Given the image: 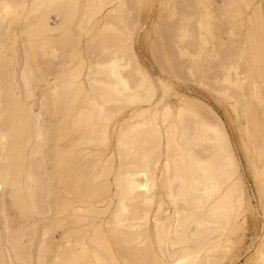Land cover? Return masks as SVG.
Returning <instances> with one entry per match:
<instances>
[{
    "label": "rangeland",
    "instance_id": "obj_1",
    "mask_svg": "<svg viewBox=\"0 0 264 264\" xmlns=\"http://www.w3.org/2000/svg\"><path fill=\"white\" fill-rule=\"evenodd\" d=\"M114 1L115 0H0V17L2 18L6 15V17L3 18L4 20L1 26L0 46H2V42L3 45L5 43L7 44L0 48L3 50L7 49V51H5V56L8 55L6 57L4 56V59L7 62L9 60V65L12 64L10 68L12 66V69L16 71L14 72L11 69L6 73L4 70L8 75L7 79L10 80V83L6 82L9 80H5V83L9 84L8 90L11 91L10 87L18 88L16 84H13L18 74L17 80L22 78V76L28 78L29 76H27V74H30L31 69H34V72H31L32 75L34 76L36 73L39 75V81L37 84H34L35 86L37 85L35 89L37 91H35L36 94L34 99L32 97L30 100H27L28 103H26V100L24 101V104H27L26 107H32V113H34L32 115H37V113L42 114L41 111H44L43 114H45L48 110L53 113L51 105L54 107L56 102H54V99L51 100L49 95L45 97V95L42 94L41 96V93H45V88L51 90L50 87H54L55 85L59 86L58 90L63 88L61 91H57L58 93H55L56 95L54 94L55 101L60 97L58 103H61H56V107H60V111L56 110L59 109V107H55L56 111L63 113L62 111L65 112L70 109L69 104L72 103L71 109H73L74 115H72L71 112V117L67 116L70 120L81 114L83 108H87V110L84 111L86 116L87 112L90 113L93 111V113L91 112L92 114H89L92 115L90 116L91 118L88 115L90 118L89 120H92L89 124L92 133L83 130L85 129L82 128L85 121L84 118L82 119L84 120L82 122L83 124H79L81 120H79L77 124H73L77 128L75 126V128L70 127L73 122L69 119L67 120L65 116H62L64 113L61 115L58 112V116H55V114L53 116L48 112L47 114H49V117L45 114V120H43V122L46 121L45 123L47 125L42 123V126H44L43 129L48 128L47 130L51 131L50 133L46 130L45 133H49L48 135L54 139L57 137V139H59L60 134L58 131L60 132V130L63 129L62 127L65 125L64 122H66V120L69 121L68 125L66 124L64 128L68 129L69 126L71 131L74 132H71V134L65 136V138L64 135H62L63 139L61 138V143L59 142L60 145L63 146L70 141L74 144V150L78 152V154L80 152L79 160L76 157L78 160L76 162L78 164L81 163L84 158L85 160L83 162H96L97 165L100 162V165L104 163L102 164L104 166H101L102 168L106 167V169L103 170L104 173L106 172V176L105 174V177L103 174H99V178L100 176L102 177V179H99L101 182L98 179H93L91 183H85L84 178L81 179V182L85 184L80 183L82 184L80 186H86V188L87 184H92L94 181L95 184L99 182L97 185L93 183L92 186H95V188H99L98 186H100L101 183V186H103V182H106V185L103 187L100 186V193L96 194L97 192H95L97 196L101 194V196H98V199L96 198L97 196L95 197L97 200L92 197L94 193L88 196L89 200L91 198L94 203L96 202V205L87 202L86 200L88 198H86L84 203L85 205L89 204V207L85 205L82 206L86 209L93 208L95 211L101 209L100 211L102 214L96 213L97 216L96 214L88 213L92 216L90 217L86 213H80L81 216H89H85V218H87V223L84 221L82 222V224L84 223L83 225L80 223L81 226H83L82 228L86 231L88 230V234L91 237L94 231L97 230L96 227H99L100 224L105 230H110V227L107 225L111 226V221H113V219H115L114 221H123L130 218V221L127 220L126 222L132 223L131 221L137 217L132 224L136 223L138 230L139 225H144L143 228L139 230L144 233L140 236L141 239H139L138 243L133 242L127 245L124 244V247H122L121 244L122 248H120V251L122 255L119 253V246L117 245L120 237H118V239L115 234L111 233L112 236L114 235L116 236L115 238L118 239L116 242L110 232H107L109 233L107 234L108 237L106 234L104 235L105 238L103 236L104 239L107 238V243L111 244L114 250L116 249L117 252L115 255L120 254L118 260L119 264H128V258H131L128 254L131 256V248L138 246L137 244H139L137 249L139 252L138 255L141 253L143 257L140 255L138 257V255H136L139 261L136 260L137 257H135L136 262L134 264H138L137 262L143 264L141 261H144V259L146 261L145 264H264V255H261L264 249V77L262 76L264 74V68L259 67L260 63L257 62V64H255L252 61L253 57H251L252 54L250 53L251 51H249L250 46H253V44L256 46L257 44L260 45V43H263L264 45V34H262L264 33V0H125L126 4L123 0L126 7L123 4L124 7H118L115 3L116 1ZM248 1L249 3H247ZM224 7L226 9H224ZM118 8H121V11L118 10ZM222 9L223 11H221ZM113 10H117L118 12ZM111 11L115 13L114 15L112 14L113 16L109 13ZM60 13L64 14L62 15L64 16V22H62L63 24L61 25L63 29L59 28L60 31L56 29L54 32L49 33L45 31L40 32V29L35 27L37 24V26L40 25L39 20L41 21L40 17H44L43 15H45V17L49 15L50 18H48V16L46 17L47 22L48 19H51V21L55 23L58 19L56 15L59 14L60 16ZM105 15L106 17L111 16L107 18L108 21L107 19L105 21ZM65 17L68 19L66 20ZM60 19L63 20L62 18ZM51 21L49 20V23L52 24ZM58 22H60V20ZM10 36L12 38H10ZM168 39L171 41L169 42ZM103 40L104 43L102 42ZM165 40H167V42ZM169 48L170 50L168 51ZM117 56H120V58ZM223 56L229 57L226 59L225 57L223 58ZM175 58H178L177 61ZM117 59L119 60L117 61ZM229 59L231 61H229ZM22 60L24 61L23 65ZM26 62L27 65L25 64ZM175 63L177 65H175ZM24 65L31 68L27 69L28 71L26 74L25 69L27 67L25 68ZM19 67L22 68V71ZM10 68L8 66V69ZM35 71L37 72L35 73ZM10 72L14 73L10 75ZM20 72H24V75L21 73V76ZM91 73H95V75L91 76ZM14 74L16 76L15 80L12 78ZM117 75L121 76L122 82L115 78ZM10 76L11 78H9ZM33 76H31V80L29 81H32V78L34 79L36 75ZM68 77L71 78L66 82ZM90 77L96 83L91 82L92 80ZM94 77L95 79H93ZM48 79L49 81L47 82ZM19 81L17 82L21 84L22 80ZM33 81L36 82V80ZM102 81H104L105 84L102 83ZM52 83L54 86H52ZM34 85L31 88L32 90L35 88ZM63 86H65V88ZM13 88V94L10 92L11 95H14V92H16V96L20 97V89L14 90ZM48 90H46V93H48ZM50 93H52V91ZM96 93L99 97H97ZM65 94H67L66 96L69 94L71 100L69 97H64ZM104 94L111 97L110 104L100 102ZM51 95L52 94H50V96ZM3 96H5V94ZM3 96L1 98H3ZM86 97L89 100L86 99ZM181 97L182 99H180ZM64 99H68V105L65 103L67 100ZM149 99L150 101L152 100L153 105L150 103ZM189 99L190 102L193 100V102H197V104L199 101L201 103L199 105H202L204 110L201 108V113L198 112L199 110L189 111L190 113L185 112V114L183 112V115L182 111L184 106L190 103L187 102ZM84 100L85 102L88 100L86 104L83 103ZM41 101H46L42 103L46 108L40 111V109H43L41 107L43 106L41 105ZM50 101H53L54 104L48 105ZM140 101H142L143 104ZM135 102L137 104H135ZM145 102L149 104H145ZM102 104L103 106L106 105V107H101ZM81 105L84 107L80 108L82 107ZM137 105L139 107H137ZM141 107H150L151 111L141 114L136 120L130 122V118L133 117L131 115H133L135 109ZM30 108L28 109L31 110ZM61 109L63 110L61 111ZM169 109L171 110L168 111ZM185 110L187 109H184V111ZM179 111L181 112L179 113ZM170 113L171 115L167 116V114ZM50 114L52 116H50ZM82 114L81 118L84 116V113ZM180 116L182 117L180 118ZM48 118L52 120L51 122H53V120H57L56 122L60 124L62 122L63 125L60 126L61 129L53 132L52 130H54L57 125L59 128V124L51 125V122H49L50 119ZM178 118L180 119L179 121ZM181 119L185 121L181 122ZM207 119H209L208 121L210 124H214L215 126H213L218 131L219 129L222 130L223 133L217 131L218 134L215 136L217 132H211L212 130L210 131L208 129L207 123L205 122ZM202 121L206 123H204V126H202ZM214 122H216L218 126L220 125V128L217 127ZM192 125H194V127ZM60 133L63 132L61 131ZM188 137L191 138L189 139ZM12 141H14V139ZM77 143L79 145H77ZM29 146L30 145H28V148ZM54 146L56 145L54 142H51V140L48 142L47 146L44 145L43 150L47 151V159L48 157L50 158V156L52 158L53 150L51 149H53ZM85 152L87 153L86 156ZM179 156L181 158H178ZM201 159L205 161L203 162ZM0 160L2 162L3 156ZM166 160L168 162H166ZM169 160H172V163ZM200 160L202 163H199ZM47 161L48 165L46 164V169L43 167L44 171L42 170L40 173L42 174L45 172L46 174L47 171L49 174L51 173V175H54L52 169L55 168V166L53 167V162L51 163L50 160ZM230 163H232V165ZM200 164H205L203 167L206 169H201ZM100 165L96 167V170H98H95L97 173H95L96 176L99 172H102V170H100ZM168 168H170V170ZM53 170L56 171V169ZM203 170L206 174H204ZM45 174H42L43 177ZM129 174L133 175L130 176ZM121 175L124 178L130 176L127 179L135 178L134 181L138 184H146L147 182L148 188L146 194L149 193L147 196H149L148 198L151 199V202L139 203V198L137 200H132L133 197H130V195H123L121 198L118 195L119 188L117 187L119 186L121 188L122 183L116 184L117 181L115 180L117 176L119 177ZM78 176L79 175L75 176V178H78ZM196 177H198L197 179L203 178H201L202 180L199 179L200 183L196 186L199 189L204 185L202 181L204 182L206 177H211L213 179V181H208L206 183L207 185H211L212 183L216 184V187L214 186L212 188V200L210 199V202L206 203L203 208L198 204L191 205L189 201L185 200V194L188 192V185H190L192 180L196 179ZM52 178L54 179L55 177ZM55 181L56 180H52L54 184L51 182L52 187L49 186L52 188L51 190L58 185L56 183L57 181ZM76 181L78 182L77 179ZM235 182L239 185H236L237 188L235 187ZM170 184L173 188H171L172 186ZM232 184H234V186ZM231 185L236 188V191L232 190L233 187L232 189L229 188ZM45 187L43 194L45 193L46 195V191L48 193L50 189H48V185ZM82 187L80 189L81 191L77 192L80 195L82 194L80 197L85 195L82 191L86 192V188L83 187V189ZM91 187L89 190H92ZM88 188L86 190H88ZM182 188H184V190ZM180 192L181 194H179ZM77 193L75 192V194ZM143 193H145V191ZM115 194L118 195V197ZM77 195L74 196L76 200L78 199V197L75 198ZM50 196H47V200H45V196H42L45 201L42 200L41 195L39 197L41 199H39L40 204L38 205L41 210L38 211H43L44 213H42V216L38 214L34 216H38L40 220L36 219L37 217L33 218V216L26 219L25 213L19 214L22 210L18 211L15 209L18 208L17 205L14 204L12 206L11 204L9 207L7 203H5L3 207L6 208L8 206L9 209L12 208L8 213V215H10V213L12 214V217L9 216L10 218L8 219L11 228L13 224H21L23 221L21 226L23 227L22 229L26 228V230L24 229L26 232L23 231L25 233H30L32 228L36 226L41 228L43 225H49L51 227L55 224L53 222H55V218L58 217L51 216L53 215L52 211L51 213L48 211L54 210L56 203H58V198L61 199V195L57 197L56 194L52 197ZM121 200L124 203L120 202ZM129 200L132 202L130 203ZM213 201L216 202V206L213 207L215 210H210L208 214L204 213L206 207ZM110 202L113 203L111 206H109ZM77 204L79 203H76L73 207L82 205ZM123 204H125L124 207H126V210L123 208ZM105 208L108 209L106 210ZM30 209L31 208L28 207V210ZM177 210L182 213L180 214L178 212L182 215L181 217H179V215L175 217L177 214L174 215V213H176ZM133 213H135V217L131 216ZM22 214H24V216ZM43 214L45 215L43 216ZM190 214L191 216H189ZM95 215L97 217H95ZM192 216L193 218H191ZM43 217H48L49 219H44ZM185 217L187 219L190 217L194 221L196 218L201 217L202 220L205 221L206 230L205 226H202L204 222L197 225V222L189 220L188 230L186 231L187 235H185V237H178L180 239V241H178V238L174 235L168 234V229L175 228L178 223H176V221L179 218V224L183 223L181 218H183L184 222L187 221ZM137 219L139 220L137 221ZM102 220H104L103 223ZM107 220L109 221L107 222ZM158 220L161 221V224L156 228V221ZM109 222L110 224H108ZM171 222L176 223V225L171 224ZM206 222L209 224H206ZM194 223H196V225H194ZM123 225L120 226L121 229H124ZM182 225H179L180 228L184 226ZM17 226H14L13 230H15ZM53 228L56 229L55 226ZM58 231V236L56 233L53 234L52 237L54 239L50 236L46 238L47 242L51 244L50 247H53L50 248L52 251H49L51 254L49 253L48 255L47 252L46 255L41 256L42 260H44L45 256L47 257V260H44V264H51V261L52 264H54V260L59 258L56 255L57 253L53 251L55 244H52L60 238L59 235L62 230L59 229ZM204 231L205 233H203ZM180 232L181 234L184 233L183 230ZM198 232L201 234L196 238L195 235ZM0 233H3L5 236L4 222L0 225ZM192 233H194L193 236ZM89 235L87 237H89ZM37 236V239H34V241H29V239L31 240L29 236V239L27 237L23 238L22 243L24 245L21 244L22 247L32 246L30 255L33 257L31 259L29 255H27L28 251H26V254L24 253L25 256L23 255L25 264H28L29 260L32 261H30L29 264H38L41 260L39 258L40 255H42L41 251L40 255L38 254L42 244L40 240H38L39 236ZM120 236L123 237L122 235ZM190 236H192L193 239ZM122 239H124V237ZM104 243L106 244V241ZM172 244L173 246H171ZM94 246L93 249L99 252L97 254V256H99H95L92 251V253H88L87 257H82V262L80 261L79 264H106L107 261H111H109V255H106L107 252L102 249L104 246L106 248V245L102 246L101 250L100 248L95 249L97 246ZM90 248H92V246H90ZM258 248L261 250L258 251ZM128 250L130 253H128ZM147 252L150 253L148 254ZM187 252L191 254L185 256ZM256 252H259V254ZM102 253H105L104 256ZM146 253L150 255V257H147ZM144 254H146L147 259ZM34 257L38 258L36 259L37 262L34 261ZM141 257L143 258L142 260L140 259ZM42 260L41 262H43ZM59 260L62 261V259ZM77 260L78 258L75 261L72 259L70 264H78ZM13 262V264H18L16 263L18 260H14ZM41 262L39 264H43ZM108 262L107 264H109Z\"/></svg>",
    "mask_w": 264,
    "mask_h": 264
},
{
    "label": "bare ground",
    "instance_id": "obj_2",
    "mask_svg": "<svg viewBox=\"0 0 264 264\" xmlns=\"http://www.w3.org/2000/svg\"><path fill=\"white\" fill-rule=\"evenodd\" d=\"M13 1V0H12ZM116 1V2H115ZM114 2L117 4V6L118 7H124L125 5H124V3H123V0H115ZM121 1V2H120ZM124 2H125V0H124ZM202 2V1H201ZM10 3V2H9ZM38 3H39V1H38ZM112 3H113V1H112ZM178 3H180V2H178ZM247 3H249V1L247 2ZM124 6H123V5ZM125 4H126V2H125ZM177 4V3H176ZM235 4V3H234ZM110 5V4H109ZM174 5V4H173ZM193 5V4H192ZM223 5V4H222ZM180 6H181V4H180ZM1 7V6H0ZM5 7V6H4ZM126 7V6H125ZM223 7V6H222ZM60 8V7H59ZM121 8H118V10H120ZM178 9V8H177ZM181 9H183V8H181ZM224 9H226L225 7H224ZM228 9V8H227ZM179 10H180V8H179ZM231 10V9H230ZM4 11V10H3ZM2 11V12H3ZM102 11V10H101ZM113 11H117V10H113ZM113 11H111V12H109V13H111L110 15L111 16H113L115 13L113 12ZM121 11V10H120ZM119 11V12H120ZM187 11V10H186ZM221 11H223V9L221 10ZM51 12V11H50ZM118 12V11H117ZM1 13V12H0ZM4 13V12H3ZM53 13V12H52ZM183 13V12H182ZM181 13V14H182ZM45 14H47V13H45ZM113 14V15H112ZM231 14H233V13H231ZM4 15V14H3ZM62 15H64L63 13L61 14L60 13V16H59V14L58 15H56V17H58V19H57V21L55 22V23H53V21H51V19H48V22L46 21L47 19H46V17L48 16V18H50L49 17V15H47L46 17H45V15H43L44 17H40V19H41V21L39 20V22H40V25L39 26H35V27H37L38 29H40V32H42V31H45V32H54L56 29L58 30V31H60L59 30V28H62V22H64V16H62ZM66 15V14H65ZM68 15V14H67ZM109 15V14H108ZM196 15V14H195ZM228 15H229V13H228ZM2 16V15H1ZM42 16V15H41ZM69 16V15H68ZM111 16H109V17H111ZM232 16H234V15H232ZM6 17V15H4V17H0V35H1V32H2V23H3V18H5ZM11 17H12V15H11ZM52 17V16H51ZM109 17H106V15H105V21H106V19L107 18H109ZM186 17V16H185ZM196 17V16H195ZM17 18V17H16ZM60 18H62L63 20H61ZM66 18V17H65ZM229 18V17H228ZM232 18V17H231ZM68 18H66V20H67ZM186 19V18H185ZM197 19V18H196ZM49 20L52 22V24L51 23H49ZM60 20V22H58ZM37 21V20H36ZM107 21H108V19H107ZM67 22V21H66ZM6 23V22H5ZM4 23V24H5ZM14 23V22H13ZM12 23V24H13ZM7 24V23H6ZM11 24V25H12ZM34 24V23H33ZM68 24V23H67ZM259 24V23H258ZM9 25V24H8ZM7 25V26H8ZM35 25V24H34ZM6 26V25H5ZM65 26V25H64ZM10 27V26H9ZM39 27H41V28H39ZM66 27V26H65ZM10 28H12V27H10ZM9 28V29H10ZM63 29V28H62ZM61 29V30H62ZM177 29V28H176ZM191 30V29H190ZM4 31V30H3ZM9 31V30H8ZM36 31H39V30H36ZM171 31V30H170ZM196 31V30H195ZM39 32V33H40ZM163 32V31H162ZM172 32V31H171ZM174 32V31H173ZM6 33V32H5ZM44 33V32H43ZM56 33V32H55ZM59 33V32H58ZM7 34H8V32H7ZM42 34V33H41ZM168 34V33H167ZM262 34H264V33H262ZM3 35V34H2ZM6 35V34H5ZM18 35V34H17ZM30 35V34H29ZM33 35V34H32ZM163 35V34H162ZM175 35V34H174ZM36 36H38V35H36ZM166 36V35H165ZM172 36V35H171ZM176 36V35H175ZM178 36V35H177ZM258 36H260V35H258ZM3 37V36H2ZM168 37H169V35H168ZM9 38V37H8ZM10 38H12L11 36H10ZM53 38V37H52ZM61 38V37H60ZM171 38V37H170ZM193 38V37H192ZM195 38V37H194ZM260 38V37H259ZM263 38H264V35H263ZM262 38V39H263ZM4 39V38H3ZM6 39H7V37H6ZM173 39V38H172ZM5 40V39H4ZM58 40V39H57ZM169 40V42L171 41L170 39H168ZM255 40H257V39H255ZM254 40V41H255ZM166 42H167V40H165ZM260 41V40H259ZM1 42V41H0ZM28 42V41H27ZM57 42V41H56ZM58 42H59V40H58ZM60 42H62V41H60ZM103 43H104V40L102 41ZM105 42H106V40H105ZM261 42V41H260ZM264 42V41H263ZM103 43H101V44H103ZM158 43V42H157ZM165 43V42H164ZM252 43H254V42H252ZM251 43V44H252ZM257 43H258V41H257ZM6 44V43H5ZM4 44V45H5ZM60 44V43H59ZM61 44H63V43H61ZM169 44V43H168ZM171 44V43H170ZM176 44V43H175ZM198 44V43H197ZM196 44V45H197ZM250 44V45H251ZM1 45L2 46H4L3 45V42L1 43ZM7 45V44H6ZM30 45V44H29ZM189 45H190V43H189ZM258 45V44H257ZM255 46L254 44H253V46H250V49H249V51H251L250 53L252 54V56L251 57H253V62L255 63V64H257V62L258 63H260L259 65V67H263L264 68V45H263V43L261 44L260 43V45H258V46ZM2 46H0V47H2ZM58 46V45H57ZM115 46V45H114ZM122 46V45H121ZM166 46V45H165ZM192 46V45H191ZM194 46V45H193ZM198 46V45H197ZM244 46V45H243ZM242 46V47H243ZM120 47V46H119ZM114 48V47H113ZM164 48H166V47H164ZM2 48H0V50H1ZM110 49H112V48H110ZM9 50V49H8ZM10 50H11V47H10ZM170 50V48L168 49V51ZM5 51H7V49L5 50H1L0 51V158L3 156V160H2V162H1V160H0V222H1V224L0 225H2V223L4 222V229H5V236L3 235V233L1 234L0 233V264H13L14 262V260L15 261H17L18 260V262H16V263H18V264H25V261L23 260V257L25 256V254H26V251H28L27 252V255H29V257L32 259L33 257H31V253H30V251H31V247L29 246V247H27V246H23L22 247V245H24L22 242H23V238L24 237H27L28 238V236L31 238V240L29 239V241H34V239H37L36 238V236L38 237V240H40V243L42 244L40 247H41V250H39V254L38 255H40V251H41V253H42V255H40V259L42 260V257L41 256H44V255H46L47 254V252H48V255H49V251H52V249H50L51 247H53V246H51L50 247V243H48L47 242V240H46V238L48 237V236H50V237H52L53 236V234H57L59 231V229L60 230H62L61 232H60V235H59V240H57L56 242L54 241L52 244L54 245V248H53V251L54 252H56L57 254V257H59L58 259L56 258V260L58 261L59 259H62V261H58V263H57V261L56 260H54V258H53V260H54V264H70L71 263V260L73 259L74 261L78 258V260H77V263L79 264L80 263V261L83 259L82 257H87V255H88V253H92V251H93V253H94V255L95 256H97V254L99 253V252H97V250H94L93 249V246L95 245V246H97V247H95V249L96 248H100V250H101V247L102 246H104V245H106L107 247L105 248V246H104V248H102V249H104V251H106L107 252V256L109 255V257H110V259H109V261L110 262H108L109 264L110 263H114V264H119V262H118V260H119V257H120V254L122 255V253H121V251H120V248H122V247H124L123 245L124 244H131V243H133V242H137L138 243V241H139V239H141L140 238V236L144 233H142V231H139L140 230V228H143V226L144 225H139V230H138V227H136L137 225H136V223H134V224H132L133 222H135V219L137 218V217H135L134 216V214L135 213H133V215H131L132 217H135L131 222L132 223H128V222H126L127 220L128 221H130L129 219L130 218H127V220H123V221H114L115 219H113V221H111V226L110 225H107V224H105V225H107V226H109L110 227V230L109 229H107V230H105L104 228H103V226H101V224L99 225V227H96V229L97 230H95L94 231V234L90 237V235L88 234L89 232H88V230L86 231L84 228H82L83 226H81V224H82V222L84 221V222H86L87 223V221H86V219L87 218H85V216L86 215H83V216H81L80 215V213L82 214V213H86V214H96V213H101V209L99 210V209H97L96 211H98V212H96L93 208L92 209H86L85 207H82L83 205H85V203H84V201L86 200V198H88L86 201L87 202H90L91 204L93 203V204H95L94 203V201L90 198V200H89V197L88 196H90V194L92 195V193H94L93 194V198L94 199H98V196L100 195L101 196V194H99L98 196L97 195H95V192H97L96 194H98V193H100L99 191H100V186L102 185V183L100 184V186H98L99 188H95V186H92L93 185V183L95 182H93L92 184H87V188H88V190L90 189V187L92 188V190H86L87 188H86V186H83L84 188H86L85 189V191L86 192H83L82 191V193L83 194H85V195H83V197H80V196H82V194L80 195L79 193H77L78 191L80 192L81 190V187L82 186H80V185H82V184H85L86 182H88V183H91V180H93V179H102V177L100 176V178H99V174L101 173V174H103V176H104V174L106 173H104L103 172V170L104 169H106V167L105 168H102L101 166H104V165H102V164H104V163H102L101 165L98 163V165H100V170H102V172H99L98 173V175L96 176L95 175V170H96V167L98 166L97 164H96V162H90V163H87V162H83L85 159L83 158L82 159V162L81 163H77L76 161H78L79 160V155H80V152H79V154H78V152H76L74 149H75V146H74V144L70 141V142H68V144H65V145H63V146H61L60 145V141L63 139L62 137V135H64V138H65V136H69L70 134H71V128L70 127H74L75 125H73L74 123H76L77 124V122H79V120H81V122H79V124L81 123V124H83L82 122L84 121V120H82L83 118L85 119V121H84V124H83V126H82V128H85V129H83L84 131H88V133H92V131H91V127H90V123L92 122V120H89L91 117L90 116H92V115H89L91 112L93 113V111H89L90 113H88L87 112V116L85 115V110H87V108L86 109H84L83 107L85 106V104H86V102L89 100L87 97H86V99H88L86 102H85V100H84V102L83 103H85L84 104V106H82V107H80V108H83V111L81 110V112L82 113H84V116L81 118V116L83 115L82 113L81 114H79V112H78V110H77V112H78V116H75L74 117V119H72V120H70L69 118H67V116H70L71 114V112H72V115H74L73 114V109H71V106H72V103L71 104H69L70 105V109H68V110H66L65 112L64 111H62L63 109H61V111L64 113H60L59 111H60V107H59V109H56V108H58V107H56L57 106V104H61V103H58V101H60V100H58L57 99V97H56V101H55V97H54V94L55 93H58L59 91H61V89H63V88H61V89H59L58 90V88H59V86L58 85H53V83H52V86H54V87H50L51 88V90L49 89V88H45L46 90H48V93H46L47 91L46 90H44L45 91V93H41V96H42V94H44L45 95V97H46V95L48 96L49 95V97H50V99L52 100V99H54V102H56L55 104L53 103V101H50V102H48V105L49 104H54V107H52V105H51V108H53V113H51L50 112V110H48L47 111V113L48 112H50L53 116H54V114H55V116H58L59 115V113L62 115V116H65L66 118H67V120L69 119L70 121H72L73 123H72V126H68V129L66 128H64V126L66 127V124L68 125V122L69 121H67L66 120V122H64L65 123V125H63L62 124V122H61V124L58 122H56V121H54L53 120V122H51L52 120L50 119V118H48V119H50L49 120V122H51V125H57V124H59V128H58V125L56 126V128L54 127V126H51V127H53V128H55L54 130H52L53 132H56L57 130H59V129H61V127L60 126H62L63 125V129H61L60 130V132L62 131L63 133H60L59 131H58V133L60 134L59 135V139H54L53 137H51V136H49L48 134H47V132L45 133V131L48 129V128H44L43 129V127L44 126H42L43 124L42 123H45V122H43V120H45L44 119V117L46 116V115H48V117H49V114H47V113H45V114H43L44 113V111H41V110H44L46 107H44L45 105L44 104H42L43 102H46V101H41V105H43V106H41V105H39V106H41L43 109H40V111L42 112V114H38L37 113V115L35 114V115H32V114H34V113H32L33 112V109H31L30 108V106H28V107H26V103H28L27 102V100H30L32 97H33V99H34V96H35V91H37V90H35L36 89V86L34 85L35 83L37 84V82L39 81L38 79H39V75H37V71H35V73L36 74H34V76L36 77V79H35V77L32 75V73L31 72H34V69H31V68H29V66L27 67V66H25V74L27 73V69L29 68V69H31L29 72H30V74H31V76H33L34 77V79L32 78V81H29V80H31V76H30V74L28 73L27 74V76H29L28 78H30V79H28L27 77H23L22 76V74L24 73V72H20V74H21V76H22V78H20L19 80H22V82H21V84L19 83L20 81L19 80H17L18 79V76H19V74H18V76H17V78H16V76H15V74L14 75H12V78L15 80V78H16V81H14V83L13 84H16V85H13V86H16V87H18V88H13V87H10L11 88V91L10 90H8V87H9V84L8 83H10V80L9 79H7L8 78V75L6 74L7 73V71L9 72V70H11L12 69V66H11V68H10V65H12V64H10L9 65V60H8V62L4 59V56H5ZM26 51V50H25ZM242 51V50H241ZM93 52H94V50H93ZM154 52V51H153ZM155 53V52H154ZM159 53V52H158ZM184 53V52H183ZM241 53V52H240ZM113 54V53H112ZM233 54V53H232ZM8 55V54H7ZM6 55V56H7ZM40 55V54H39ZM231 55V54H230ZM5 56V57H6ZM185 56H186V54H185ZM249 56V55H248ZM25 57V56H24ZM118 57V56H117ZM157 57V56H156ZM174 57V56H173ZM228 58L227 56H223V58ZM231 57V56H230ZM67 58V57H66ZM108 58V57H107ZM106 58V59H107ZM110 58V57H109ZM118 58H120V56L118 57ZM176 59V58H175ZM178 59V58H177ZM177 59H176V61H177ZM252 59V58H251ZM16 60V59H15ZM119 59H117V61H118ZM255 60V61H254ZM7 63H6V62ZM228 61V60H227ZM229 61H231L230 59H229ZM221 62H222V60H221ZM15 63H17V62H15ZM23 63H24V61L22 60V65H23ZM26 65H27V62L25 63ZM21 65V66H22ZM28 65H29V63H28ZM56 65H57V63H56ZM175 65H177L176 63H175ZM5 66V67H4ZM8 66H9V68L10 69H8ZM20 66V67H21ZM31 66V65H30ZM179 66H180V64H179ZM222 66V65H221ZM19 67V68H20ZM60 67V66H59ZM1 68H2V70H1ZM4 68V69H3ZM50 68V67H49ZM245 68V67H244ZM263 68H261V69H263ZM6 69H8V70H6ZM21 69V71H22V68H20ZM82 69H83V67H82ZM4 70L6 71V73L4 72ZM13 70V69H12ZM24 70V69H23ZM181 70V69H180ZM236 70V69H235ZM243 70V69H242ZM14 71V70H13ZM39 71H40V69H39ZM48 71V70H47ZM264 71V70H263ZM14 72H16V71H14ZM14 72H10L9 74L11 75L12 73H14ZM41 72V71H40ZM42 73V72H41ZM96 73V72H95ZM95 73L94 74H92L91 73V76H93V75H95ZM63 74V73H62ZM88 74H90V73H88ZM113 74V73H112ZM7 75V76H6ZM24 75V74H23ZM44 75V74H43ZM96 75H97V73H96ZM103 75V74H102ZM15 76V77H14ZM263 77H264V74L262 75ZM43 77V76H42ZM59 77V76H58ZM88 77V76H87ZM127 77V76H126ZM9 78H11V76L9 77ZM45 78V77H44ZM56 78V77H55ZM69 78H71V77H68V80L66 79V82L67 81H69ZM115 78L116 79H118V80H120L121 82H122V79H121V76H119V75H117V76H115ZM9 80V81H6V82H8V83H5V80ZM73 79V78H72ZM72 79H70V80H72ZM90 79H91V77H90ZM93 79H95V77L93 78ZM109 79V78H108ZM12 80V79H11ZM33 80H36V82H34ZM92 80V79H91ZM97 80V79H96ZM101 80H103V79H101ZM17 81H19V82H17ZM45 81V80H44ZM49 81V79L47 80V82ZM58 81H59V79H58ZM73 81V80H72ZM89 81V80H88ZM13 82V81H12ZM16 82V83H15ZM65 82V81H64ZM91 82H94V83H96L94 80H92ZM106 82V81H105ZM71 83V82H70ZM73 83V82H72ZM90 83V82H89ZM98 83V82H97ZM102 83H104V81H102ZM120 83V82H119ZM35 86V88H34V90H32L31 88H32V86L33 85ZM56 84V83H55ZM59 84V83H58ZM64 84H67V83H64ZM92 84V83H91ZM99 84V83H98ZM105 84V83H104ZM112 84V83H111ZM21 85H23V86H21ZM96 85V84H95ZM118 85V84H117ZM10 86H12V85H10ZM47 86V85H46ZM49 86V85H48ZM71 86V85H70ZM64 88H65V86H63ZM9 88V89H10ZM12 88L15 90V89H17V90H19L20 89V97L18 96H16V92H14V95H11V93H12ZM94 88V87H93ZM117 88V87H116ZM137 88V87H136ZM100 89V88H99ZM70 90V89H69ZM95 90V89H94ZM116 90V89H115ZM43 91V92H44ZM52 91V93H50ZM58 91V92H57ZM65 91H67V90H65ZM11 92V93H10ZM69 92V91H68ZM118 92V91H117ZM134 92V91H133ZM231 92V91H230ZM62 93H63V91H62ZM61 93V94H62ZM66 93V92H65ZM105 93H107V92H105ZM232 93V92H231ZM5 94V96H3V95ZM10 94V95H9ZM13 94V93H12ZM50 94H52L51 96H50ZM64 94V93H63ZM71 94V93H70ZM122 94V93H121ZM56 95V94H55ZM67 94H65L64 95V97L66 96ZM96 95H97V93H96ZM95 95V96H96ZM134 95V94H133ZM3 96V98H1ZM54 98H53V97ZM63 96V95H62ZM44 97V96H43ZM52 97V98H51ZM66 97H69V99H70V96H69V94H68V96H66ZM97 97H99V95H97ZM96 97V98H97ZM110 96H106L105 94L104 95H102V99H101V101L100 102H103V103H111V97L109 98ZM119 97V96H118ZM134 97V96H133ZM20 98V99H19ZM63 98V97H62ZM61 98V99H62ZM49 99V100H50ZM113 99V98H112ZM153 99V98H152ZM180 99H182V97L180 98ZM188 99V98H187ZM26 100V103L24 104V101ZM64 100H67V102H65V103H67V105H68V99H64ZM71 100V99H70ZM99 100V99H98ZM198 100V99H197ZM72 101H73V99H72ZM148 101V100H147ZM149 101H150V99H149ZM148 101V102H149ZM159 101H160V99H159ZM187 101V100H186ZM192 102H190V99H189V101H187V102H190V103H188V104H186L185 106H184V109H187V110H185L184 111V109H183V111H182V114H183V112H184V114H185V112H189V111H195V110H199L198 112H200V109L202 108L203 110H204V108L202 107V105L200 106L199 104H201L199 101H198V104H197V102H193V100H191ZM195 101V100H194ZM52 102V103H51ZM97 102H99V101H97ZM141 103H142V101H140ZM148 102H145V104L147 103V104H149ZM154 102V101H153ZM183 102V101H182ZM137 103H138V101H137ZM136 102H135V104H137ZM140 103V104H141ZM150 103L152 104V100L150 101ZM159 103V102H158ZM204 103V102H203ZM73 104H74V102H73ZM99 104V103H98ZM134 104V105H135ZM143 104V103H142ZM155 104V103H154ZM133 105V104H132ZM139 105V104H138ZM137 105V107H139ZM153 105V104H152ZM62 106V105H61ZM63 106H64V104H63ZM101 106V105H100ZM141 106V105H140ZM147 106H149V105H147ZM206 106V105H205ZM56 107V108H55ZM69 107V106H68ZM74 107V106H73ZM99 107V106H98ZM101 107H106V105H104L103 106V104H102V106ZM109 107V106H108ZM156 107V106H155ZM159 107V106H158ZM207 107V106H206ZM28 108H30L31 110H29ZM50 108V109H51ZM61 108H63V107H61ZM59 110V111H56V110ZM151 108L150 107H144V108H139V109H135V111L133 112V115H131L132 114V112H131V116H133L132 118H130V122L131 121H134V120H136L138 117H140L141 116V114H144V113H148L149 111H151L150 110ZM156 109V108H155ZM47 110V109H46ZM56 112H55V111ZM107 110H108V108H107ZM114 110V109H113ZM132 110V109H131ZM171 109H169L168 111H170ZM180 110V109H179ZM167 111V110H166ZM196 111V112H197ZM202 111V110H201ZM208 111V110H207ZM41 112H39V113H41ZM55 112V113H54ZM59 112V113H58ZM76 112V113H77ZM155 112V111H154ZM181 111H179V113H180ZM203 112V111H202ZM91 113V114H92ZM99 113V112H98ZM104 113V112H103ZM190 113V112H189ZM201 113V112H200ZM50 114V116H52ZM57 114V115H56ZM183 114V115H184ZM208 114V113H207ZM88 115H89V117H88ZM166 115V114H165ZM168 115H171V113L170 114H167V116ZM179 115V114H178ZM181 115V114H180ZM208 116V115H207ZM64 117V118H65ZM71 117V116H70ZM182 116H180V118H181ZM211 117V116H210ZM216 117V116H215ZM54 118V117H53ZM52 118V119H53ZM61 118H63V117H61ZM73 118V117H72ZM81 118V119H80ZM47 119V120H48ZM183 119V118H182ZM181 119V120H182ZM210 119H212V118H210ZM65 120V119H64ZM63 120V121H64ZM74 120V121H73ZM180 119L178 118V121H179ZM209 119H207L205 122L207 123V127H208V129L211 131V132H217L218 130L214 127L215 125L214 124H210V122L208 121ZM216 120V119H215ZM91 121V122H90ZM185 120H182L181 122H184ZM209 122V124H208V122ZM211 121V120H210ZM56 122V123H55ZM205 122H203L202 121V126H204L206 123ZM212 122V121H211ZM71 123V122H70ZM180 123V122H179ZM205 123V124H204ZM213 123V122H212ZM215 124H216V122H214ZM46 124V123H45ZM78 124V125H79ZM47 125V124H46ZM49 125V124H48ZM69 125H71V124H69ZM77 125V126H78ZM140 125V124H139ZM171 125V124H170ZM214 125V126H213ZM217 125V124H216ZM193 127H194V125H192ZM220 126V125H219ZM218 125H217V127H219ZM49 127V126H48ZM51 127H50V130H51ZM76 127V126H75ZM74 127V128H75ZM92 127H93V124H92ZM138 127V126H137ZM186 127H188V126H186ZM58 128V129H57ZM77 128V127H76ZM80 128V127H79ZM81 128V129H82ZM135 128V127H134ZM189 128V127H188ZM192 128V127H191ZM220 128V127H219ZM190 129V128H189ZM74 130V129H73ZM76 130H78V129H76ZM48 131V130H47ZM86 131V132H87ZM102 131V130H101ZM100 131V132H101ZM219 131H220V133H223L222 132V130H220L219 129ZM218 131V132H219ZM48 132H50L51 133V131H48ZM52 132V133H53ZM74 132V131H73ZM72 132V133H73ZM82 132V131H81ZM218 132L215 134V136H217V134H218ZM82 133H84V132H82ZM219 133V134H220ZM48 135V137H47V135ZM77 134V133H76ZM85 134V133H84ZM87 134V133H86ZM98 134V133H97ZM223 135V134H222ZM72 136V135H71ZM73 137V136H72ZM71 137V138H72ZM76 137V136H75ZM62 138V139H61ZM189 138V137H188ZM191 138V137H190ZM189 138V139H190ZM14 139V141H12ZM85 139V138H84ZM103 139V138H102ZM51 140V142H54L55 143V145L56 146H54V148L53 149H51V150H53L52 151V153H53V156H52V158H51V156H50V158L48 157V159L46 158V154H47V151L45 152L43 149V147H44V145L45 146H47V144H48V142ZM73 141V140H72ZM96 141V140H95ZM60 142V143H59ZM92 143V142H91ZM73 144V145H72ZM28 145H30L29 146V148H28ZM77 145H79L78 143H77ZM76 145V146H77ZM124 145V144H123ZM186 145V144H185ZM79 147V146H78ZM44 152H45V154H44ZM51 152V151H50ZM82 152V151H81ZM88 152V151H87ZM89 153V152H88ZM97 153H99V152H97ZM96 153V154H97ZM55 154V155H54ZM86 152H85V156H86ZM93 154V153H92ZM204 154V153H203ZM95 155V154H94ZM176 155V154H175ZM211 155V154H210ZM83 156V155H82ZM194 156V155H193ZM78 158V160H77V158ZM90 157V156H89ZM76 158V159H75ZM88 158V157H87ZM174 158V157H173ZM176 158V157H175ZM178 158H181L180 156L178 157ZM206 158V157H205ZM46 159V160H45ZM46 162H45V161ZM47 160H50V162L52 163L53 162V167L55 166V168H53V169H56V171L55 170H53L52 169V173L54 174V175H51V173L49 174L47 171H46V174H45V172L44 173H42V174H45L44 175V177H43V175L40 173V172H42V170L45 168V166H47L48 165V161ZM52 160V161H51ZM191 160V159H190ZM203 162L205 161V160H203V159H201ZM201 160H200V162L199 163H202L201 162ZM97 161V160H96ZM98 161H101V160H98ZM169 161H171V163H172V160H169ZM181 161V160H180ZM185 161V160H184ZM191 161H193V160H191ZM45 162V163H44ZM49 162V163H50ZM107 162V161H106ZM135 162V161H134ZM166 162H168L167 160H166ZM45 165H44V164ZM50 163V164H51ZM194 163V162H193ZM47 164V165H46ZM197 164V163H196ZM206 164V163H205ZM205 164H200V168L202 169H206V168H204L203 166L205 165ZM231 165H232V163H230ZM44 165V166H43ZM129 165V164H128ZM170 165V164H169ZM202 165V166H201ZM207 165V164H206ZM229 165V164H228ZM230 165V166H231ZM106 166V165H105ZM199 166V165H198ZM44 167V168H43ZM119 167H120V165H119ZM207 167V166H206ZM46 169V168H45ZM98 169V168H97ZM129 169V168H128ZM169 170H170V168H168ZM168 170V171H169ZM176 170V169H175ZM200 170V169H199ZM228 170V169H227ZM44 171V170H43ZM53 171H55V172H53ZM96 171H98V170H96ZM204 171V170H203ZM48 173V174H47ZM97 174V173H96ZM100 174V175H101ZM108 174V173H107ZM126 174V173H125ZM136 174V173H135ZM134 174V175H135ZM204 174H206L205 173V171H204ZM77 175H79L78 176V178L76 177L75 178V176H77ZM128 175V174H127ZM130 176H132L133 174H129ZM145 175V174H144ZM105 176H106V174H105ZM104 176V177H105ZM130 176H128V177H130ZM151 176V175H150ZM43 177V178H42ZM52 177H55L54 179L52 178ZM127 177V178H128ZM134 177V176H133ZM145 177V176H144ZM82 178H84V181H85V183H82L81 182V179ZM127 178H124L122 175L121 176H117V179H115L116 181H117V183L116 184H119V183H122V187L120 188L118 185V187L117 188H119V193H118V195L122 198V196L123 195H125V196H127V195H130V197L132 196L133 197V199L132 200H137L138 198V200H140L139 201V203H144V202H148V203H150L151 202V199H149L148 197L149 196H147V194H149V193H147L146 194V190H147V188H148V184H147V182H146V184L144 183V184H138L136 181H134L135 180V178L133 179V178H129V179H127ZM198 177H196V179H194V180H192V182L190 183V185H188V192L185 194L186 195V201H189V203L191 204V205H193V204H198V205H201V208H203L204 207V205H206V203H209L210 201V199L212 200V198H213V195H212V188L215 186L216 187V184H214V183H212L211 185H207L206 183L208 182V181H213V179L211 178V177H206V179L204 180V182L202 181V183H204V185H202V188L201 189H199L198 187H196L200 182H199V179H201V178H199V179H197ZM233 178V177H232ZM231 178V179H232ZM76 179L78 180V182H79V185H78V182L76 181ZM80 179V180H79ZM124 179H127V180H125V181H123ZM174 179V178H173ZM203 179V178H202ZM201 179V180H202ZM52 180L54 181V180H56L55 182L58 184L55 188H53V190H51L52 188H50L49 186H51L52 185ZM114 180V181H115ZM83 181V180H82ZM83 181V182H84ZM100 181V180H99ZM123 181V182H122ZM169 181V180H168ZM174 181H176V180H174ZM52 182V183H51ZM101 182V181H100ZM182 182V181H181ZM239 182V181H238ZM80 183H82V184H80ZM99 182H97V184H98ZM104 184H103V186L104 185H106L105 183L106 182H103ZM172 183V182H171ZM54 184V183H53ZM95 184V183H94ZM97 184H95V185H97ZM240 184V183H239ZM48 185V189H50L49 191L50 192H48L47 193V191H46V195H45V193L43 194V192H44V188H46L45 186H47ZM171 185V184H170ZM183 185V184H182ZM233 186H234V184H232ZM230 186L229 188H231L232 189V187L233 186ZM239 186L238 185V183L237 182H235V187L237 188V186ZM103 186H101V187H103ZM172 186V185H171ZM179 186V185H178ZM52 187V186H51ZM77 187V188H76ZM82 187V188H83ZM93 187H94V189H93ZM154 187V186H153ZM169 187V186H168ZM83 188V189H84ZM171 188H173V186L171 187ZM179 188H181V187H179ZM179 188H178V190H179ZM228 188V189H229ZM236 188H234L233 187V189L232 190H234V191H236ZM82 189V190H83ZM175 189V188H174ZM183 190H184V188H182ZM47 190V189H46ZM75 190H77V191H75ZM105 190H106V187H105ZM231 190V191H232ZM103 191V190H102ZM145 191V193H143ZM228 191V190H227ZM237 191H238V189H237ZM75 192L77 193V194H79V195H77V194H75ZM137 193V194H136ZM176 193V192H175ZM56 194V197L57 196H59V195H61L60 197H61V199L60 198H58V203H56V207H54V210H50V211H48V212H50L51 213V211H52V213H53V215H51V216H54V217H58V218H55L56 219V221L55 222H53V223H55V224H53L52 226L54 227L55 226V228L56 229H54L52 226L50 227L49 225H43L41 228L38 226H36L35 228H32V230L30 231V233H25L26 231V228H24V229H22L23 227L21 226V224H23L22 222H21V224L19 223H17L18 224V226H17V224H13V222H12V224H13V227L14 226H17V227H15V230H13V227L11 228V224H9V222H8V219L10 218L9 216H11L12 214L10 213V215H8V213L10 212V209H12V208H10L9 209V207L11 206V204H12V206L15 204V205H17V207L18 208H15L16 210H18V211H20V210H22V212H20L19 214L21 215V213H25V217H26V219H28V217H32L33 216V218L34 217H37L36 219H38L39 217L38 216H34V215H41L42 216V213H44L43 211L42 212H40V211H38V210H41L39 207V205L38 204H40L39 203V199H41L42 198V196L44 197L45 196V200H47V196H50V197H52L53 195H55ZM132 194V195H131ZM135 194V195H134ZM145 194H146V196H145ZM178 194V193H177ZM179 194H181V192L179 193ZM40 195H41V198H39L40 197ZM75 195H77L75 198H77L78 197V201H81V202H78L76 199H74V196ZM116 195V194H115ZM118 195H116L117 197H118ZM134 195V196H133ZM97 196V197H96ZM172 196V195H171ZM36 197H37V200H36ZM50 197H48V198H50ZM96 197V198H95ZM145 197V198H144ZM175 197V196H174ZM99 198H101V197H99ZM110 198V197H109ZM44 198H42V200H43ZM60 199V200H59ZM96 199V200H97ZM45 200H43V201H45ZM89 200V201H88ZM95 200V201H96ZM100 200V199H99ZM101 200H103V199H101ZM123 200V199H122ZM122 200L120 201V202H122ZM92 201V202H91ZM112 201V200H111ZM130 201V200H129ZM40 202H41V200H40ZM105 202V201H104ZM132 201H130V203H131ZM136 202V201H135ZM135 202H134V204H135ZM5 203H7V205L9 206H7L6 208L5 207H3V206H5ZM76 203H79V204H82L81 206H75V207H73L74 205H76ZM122 203H124V202H122ZM137 203V202H136ZM4 204V205H3ZM42 204V203H41ZM79 204H77V205H79ZM87 204V203H86ZM111 204H113V203H111L110 202V205L109 206H111ZM134 204H133V206H134ZM89 204H87V205H85L86 207L88 206ZM96 205V204H95ZM101 205V204H100ZM121 205V204H120ZM175 205V204H174ZM217 205H218V203H217ZM92 206H94V205H92ZM125 206V204H123V208H125V210H126V207H124ZM141 206V205H140ZM214 206H216V202L215 201H213V202H211L207 207H206V210H204V213H206V214H208L209 213V211L211 210V211H213V210H215V209H213V207ZM15 207V206H14ZM28 207H30L31 209V211L30 210H28ZM89 207V206H88ZM91 207V206H90ZM95 207V206H94ZM122 207V206H121ZM122 208V209H123ZM25 209H27V210H25ZM43 209V208H42ZM53 209V208H52ZM96 209V208H95ZM106 209V208H105ZM108 209V208H107ZM106 209V210H107ZM25 210V211H24ZM102 210H104V209H102ZM125 210H123V211H125ZM133 210V209H132ZM185 210V209H184ZM217 210V209H216ZM30 211V212H29ZM69 211V212H68ZM105 211V210H104ZM104 211H102V212H104ZM180 213V211H178L177 210V212L176 213H174V215H176L175 217H177L178 215H179V217H181L182 215H180V214H182V213ZM190 212V211H189ZM192 212V211H191ZM215 212V211H214ZM66 213H68V214H66ZM45 214H47V213H45ZM45 214H43V216L45 215ZM65 214V215H64ZM88 214V215H89ZM102 214V213H101ZM23 216H24V214H22ZM27 215H29V216H27ZM97 215V214H96ZM95 215V217H97ZM116 215V214H115ZM17 216H19V215H17ZM22 216V217H23ZM90 217H92L91 215H89ZM89 216H86V217H89ZM94 216V215H93ZM101 216V215H100ZM130 216V215H129ZM130 216V217H131ZM139 216V215H138ZM189 216H191V214L189 215ZM12 217V216H11ZM79 217H82V218H79ZM111 217H114V216H111ZM116 217V216H115ZM131 217V218H132ZM186 217H188V216H186ZM185 217V219H187ZM44 218V217H43ZM45 218H48V217H45ZM44 218V219H45ZM52 218V217H51ZM139 218V217H138ZM184 218V217H183ZM183 218H181V220H182V222L183 223H180L179 224V220H180V218L179 219H177V221H176V223H177V226L174 228H172V229H168V234L169 235H174L176 238H178V237H185V235H187V233H186V231L188 230V226H189V224H188V221L189 220H192V221H194L193 219H191V218H193V216L190 218L189 217V219H187V221H185L184 222V220H183ZM195 218V217H194ZM13 219V218H12ZM12 219H11V221H12ZM41 219H42V217H41ZM49 219V218H48ZM93 219V218H92ZM18 220V219H17ZM38 220H40V219H38ZM93 220H95V219H93ZM139 219H137V221H138ZM157 220V219H156ZM20 221V220H19ZM18 221V222H19ZM90 221H91V219H90ZM109 220H107V222H108ZM47 222V221H46ZM45 222V223H46ZM88 222H89V220H88ZM92 222V221H91ZM93 222H95V221H93ZM104 222V220H102V223ZM181 222V221H180ZM194 222H197V225L198 224H201V223H203L204 222V225H202V226H205V230H206V225H205V221L204 220H202V218L201 217H199V218H196L195 219V221ZM220 222V221H219ZM15 223H16V221H15ZM81 223V224H80ZM90 223V222H89ZM100 223V222H99ZM124 223H126V224H123ZM176 223H172L171 222V224H173V225H176ZM43 224V223H42ZM84 224V223H83ZM82 224V225H83ZM92 224H94V223H92ZM97 224V223H96ZM108 224H110V222L108 223ZM138 224V223H137ZM160 224H161V221H156V228H158L159 226H160ZM184 226H183V225ZM206 224H209V223H207L206 222ZM121 225H123L124 226V229H121ZM182 225L183 227H181L180 228V226ZM194 225H196V223H194ZM24 226V225H23ZM30 226V225H29ZM90 226H91V224H90ZM89 226V227H90ZM93 226V225H92ZM96 226V225H95ZM122 226V227H123ZM169 226H172V225H169ZM94 227V226H93ZM92 227V228H93ZM119 227V228H118ZM85 228H86V226H85ZM108 228V227H107ZM241 228V227H240ZM54 229V230H53ZM89 229V228H88ZM218 229V228H217ZM13 230V231H12ZM25 232H24V231ZM56 230V231H55ZM170 230V231H169ZM181 230H183L184 231V233L183 234H181ZM58 231V232H57ZM90 231V230H89ZM139 231V232H138ZM203 231V230H202ZM107 232H110V234L112 233V234H115L116 236H117V238L118 237H120V239L118 240L117 238H115L116 236H112V234H111V236L112 237H114V239L116 240V242H117V240H118V243H117V245L119 246V253L120 254H118V255H115L116 254V249L114 250V248L112 247V245L111 244H108L107 243V238L106 239H104L105 238V234H106V236H107V234H109V233H107ZM140 232H141V234H140ZM200 232V231H199ZM199 232L195 235L196 236V238H197V236L198 235H200L199 234ZM90 233H91V231H90ZM147 233V232H146ZM203 233H205V231L203 232ZM193 234L194 233H192V236H193ZM89 235V237H87ZM120 235H122L123 237H124V239H122L123 237H121ZM57 236H58V234H57ZM56 236V237H57ZM103 236H104V238H103ZM192 236H190L191 238H192ZM194 236V237H195ZM49 237V238H50ZM55 237V236H54ZM108 237V236H107ZM201 237V236H200ZM48 238V239H49ZM53 238V237H52ZM111 238V237H110ZM176 238H175V240H176ZM189 238V237H188ZM54 239V238H53ZM172 239V238H171ZM183 239V238H182ZM193 239V238H192ZM25 240V239H24ZM106 241V244L104 243L105 241ZM170 240V239H169ZM28 241V240H27ZM51 241V240H50ZM171 241V240H170ZM174 241V240H173ZM178 241H180V239L178 238ZM177 242V241H176ZM33 243V242H32ZM39 243V244H40ZM136 243V244H137ZM171 243V242H170ZM192 243V242H191ZM264 243V242H263ZM22 244V245H21ZM108 244V245H107ZM121 244H122V247H121ZM33 245V244H32ZM115 245H116V243H115ZM138 246H139V244H137ZM178 245V244H177ZM49 246V247H48ZM90 246H92V248H90ZM138 246H136V247H134V248H131L132 249V251H130L131 252V256H130V254H128V253H130L129 252V250H128V253H127V251H126V253L129 255V257H131V258H128L129 259V262H127L128 264H134L136 261H135V257H137L136 255H138ZM171 246H173V244L171 245ZM117 247V246H116ZM250 248V247H249ZM262 248V247H261ZM264 248V247H263ZM37 249V248H36ZM39 249V248H38ZM58 249V250H57ZM106 249V250H105ZM257 249V248H256ZM57 250V251H56ZM141 250V249H140ZM144 250V249H143ZM177 250V249H176ZM183 250V249H182ZM261 249H259L258 248V251H260ZM103 251V252H104ZM146 251V250H145ZM148 251V250H147ZM142 252V251H141ZM25 253V254H24ZM125 253V254H126ZM144 253V252H143ZM148 253V252H147ZM146 253V254H147ZM150 253V252H149ZM148 253V254H149ZM174 253H175V251H174ZM177 253V252H176ZM256 253H258L259 254V252H256ZM34 254V253H33ZM51 254V253H50ZM54 254V253H53ZM103 254V253H102ZM105 254V253H104ZM104 254H103V256H104ZM146 254H144V256L146 257ZM147 254V257L149 256L150 257V255H148ZM171 254V253H170ZM189 254H191V253H189V252H187V253H185V256H187V255H189ZM24 255V256H23ZM27 255H26V258H27ZM35 255V254H34ZM37 255V254H36ZM93 255V254H92ZM100 255H101V253H100ZM140 256H142L141 255V253L139 254ZM139 255H138V257H139ZM152 255V254H151ZM253 255V254H252ZM256 255V254H255ZM261 255L263 256L264 255V249H263V252L261 253ZM53 256V255H52ZM99 256V255H98ZM97 256V257H98ZM102 257V256H101ZM112 257V258H111ZM125 257V256H124ZM124 257H123V259H124ZM138 257H137V259L136 260H138ZM143 257V256H142ZM140 258L141 260L143 259V258ZM144 257V258H145ZM147 257H146V259H147ZM152 257V256H151ZM21 258V259H20ZM35 258V257H34ZM47 257L45 256V258H44V260L46 259ZM50 258V257H49ZM75 258V259H74ZM80 258V259H79ZM104 258H106V257H104ZM114 258V259H113ZM126 258V257H125ZM185 258V257H184ZM254 258V257H253ZM260 258V257H259ZM263 258H264V256H263ZM262 258V259H263ZM25 259V258H24ZM36 259H38L37 257L35 258V260L34 261H36L37 262V260ZM39 259V260H40ZM251 259V258H250ZM39 260H38V262H39ZM41 260H40V262H41ZM44 260H42L43 262H41V263H43L44 264ZM47 260V259H46ZM52 260V259H51ZM64 260V261H63ZM105 260H107V259H105ZM140 260V261H141ZM30 261L31 260H29L28 261V264L30 263ZM56 261V262H55ZM114 261V262H113ZM139 261V260H138ZM262 261V260H261ZM32 262V261H31ZM39 262V263H40ZM82 262V261H81ZM106 262V261H105ZM107 262H106V264H107ZM143 262V264H145V259H144V261L142 260L141 261V263ZM157 262V261H156ZM209 262V261H208ZM27 263V262H26ZM38 263V264H39ZM47 263V262H46ZM138 264H140L139 262H137ZM149 263V262H148ZM218 263V262H217ZM33 264H35V263H33ZM48 264V263H47ZM51 264H52V261H51ZM76 264V263H75ZM102 264V263H101ZM155 264V263H154Z\"/></svg>",
    "mask_w": 264,
    "mask_h": 264
}]
</instances>
